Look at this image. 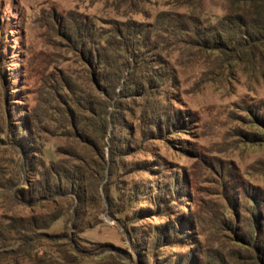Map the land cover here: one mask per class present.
I'll list each match as a JSON object with an SVG mask.
<instances>
[{"label":"rangeland","instance_id":"374dc122","mask_svg":"<svg viewBox=\"0 0 264 264\" xmlns=\"http://www.w3.org/2000/svg\"><path fill=\"white\" fill-rule=\"evenodd\" d=\"M225 6L0 0V264H33L7 223L49 212L61 215L42 230L73 231L78 264H263L239 236L264 226V140L250 126L264 64L214 50ZM66 180L84 193L63 196ZM20 185L26 200L48 186L47 200L25 205ZM33 242L65 264L62 247Z\"/></svg>","mask_w":264,"mask_h":264},{"label":"trees","instance_id":"16d2710c","mask_svg":"<svg viewBox=\"0 0 264 264\" xmlns=\"http://www.w3.org/2000/svg\"><path fill=\"white\" fill-rule=\"evenodd\" d=\"M225 8L230 13L223 17L226 22L220 27L221 29L219 31L217 29V33L222 31L224 36L217 35L216 40L219 39L221 41H215L212 47L214 46V50L219 55L225 54V57L230 58L234 64L240 63L243 68H247L249 69L248 71L253 72L264 64V0H226ZM201 43L203 46H206L204 39ZM254 117L255 119L251 122L250 126L255 127L257 137L260 136L259 138L264 140V114L258 115L254 113ZM75 182L70 180L63 181V183L59 182L56 185V190L65 197L67 196L66 192H68V189L72 190L73 194L81 196L84 190L80 191L78 184ZM39 186L42 185L40 184ZM47 188L49 187L47 186ZM46 189L42 190L41 193H30L27 200L25 190H22V185L19 186L16 192L21 198L22 196L25 197L23 199L25 205L32 206L38 199L42 201L47 200L44 197ZM73 209L69 214L71 226L74 225L76 227L77 218ZM148 211L149 209H142L143 214ZM46 214L48 215H42L44 218L33 213L27 216H16L12 219L10 217L9 219L12 222L7 223V231H10L9 234L13 235L12 238L17 244L18 249L23 250L28 260L32 261L33 264H45L52 260V257L48 258L43 253L42 256H38L37 249L33 247V241L39 240H45L52 243V245L62 247L61 252L63 251L64 253L62 258L65 264H78L81 258H83V254L74 242V232L66 230L62 233L49 234L42 230L45 227L44 220L52 221L61 215L60 212H49ZM239 238L244 241L242 247L252 251L251 253L255 262L257 259L261 262V258L264 264V226L261 231L254 232V235L250 233L248 239H244L242 236H239ZM190 260L191 263L196 262L193 256Z\"/></svg>","mask_w":264,"mask_h":264}]
</instances>
